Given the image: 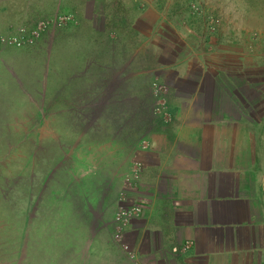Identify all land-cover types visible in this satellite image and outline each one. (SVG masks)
I'll list each match as a JSON object with an SVG mask.
<instances>
[{
    "label": "crops",
    "instance_id": "1",
    "mask_svg": "<svg viewBox=\"0 0 264 264\" xmlns=\"http://www.w3.org/2000/svg\"><path fill=\"white\" fill-rule=\"evenodd\" d=\"M177 3L0 0V38L16 37L22 27H43L34 45L0 47V121L5 122L1 118L3 106L11 103V92L17 93L19 105H31L33 92L39 91L33 83L39 85L40 81L29 77L39 70H52L41 90H51L55 106L65 107L75 103V94L81 90L78 81L87 76V70H107L106 60L120 65L125 59L133 66L141 48L148 49L153 66L158 64L172 76L159 115L154 113L149 129L138 134L137 147H133L142 164L137 184L140 193L135 195L140 216L124 229L127 241L138 251L143 264H264V70H249L245 58L229 62L228 67L213 61L209 68L200 53L179 54L183 36L177 39L166 33L173 22L172 18L166 20V14L177 9ZM197 5L201 11H216L214 5L218 6L208 0H197ZM124 12L125 22L121 20ZM120 26H126L132 34H122ZM177 26L175 22V31ZM110 31L115 34L110 35ZM166 54L169 61H159ZM95 57L98 61L93 60ZM192 59H197L199 70H190ZM12 70L21 74L30 70L32 88L13 79ZM102 95L98 91L92 98ZM41 98L45 100L46 96ZM66 111L60 108L47 118L61 122L65 115H72V111ZM73 131L71 128L69 132ZM114 140L107 137L98 148L86 147L83 157L75 158L76 166L81 165L82 158L85 161L92 189L84 198L86 208L101 196L102 176L107 173L99 161L95 163L89 157L94 158L95 151L104 157L105 150L108 157ZM129 167L130 160L123 162L122 174ZM122 174L105 195L104 208L111 215L117 207ZM73 251L82 256L77 246ZM83 251L82 264H131L111 242L104 226L90 234Z\"/></svg>",
    "mask_w": 264,
    "mask_h": 264
},
{
    "label": "rangeland",
    "instance_id": "2",
    "mask_svg": "<svg viewBox=\"0 0 264 264\" xmlns=\"http://www.w3.org/2000/svg\"><path fill=\"white\" fill-rule=\"evenodd\" d=\"M208 2L218 5H214L216 11H201L197 0H178L177 9L167 12L166 20H173L166 30L167 35L177 39L183 36L179 54L200 53L208 60L209 68L213 61L223 62L228 67L229 62H242L245 58L251 66L249 70H264V5H261L264 0ZM126 18L125 12L121 14L123 22ZM175 22L178 23L177 31L173 28ZM119 32L132 34L126 26H120ZM228 46H231L230 53ZM218 54L221 56L216 57ZM136 57L133 66L125 59L120 65L106 60L107 70L97 67L87 70L85 78L78 77L77 88L81 90L75 94V103L65 107L55 106L51 90H41L52 70H39L40 73L33 77H29L30 70H22V74L20 70H12L13 79L17 78L28 89L32 88L28 77L40 83H33L39 91L33 92L31 105H19L17 93L11 92V103L7 101L3 106L5 112L1 118L5 122L0 121V264H82L83 248L90 234L104 226L111 239L118 228L114 219L116 212L120 207L130 206L129 201L137 200L135 195L140 192L135 182H139L141 173L136 178L139 173L136 166L141 158L133 153V147H137L138 134L149 129V120L155 116L154 107L167 95L162 89L167 90L172 74L158 64L153 66L154 59L148 49L141 48ZM169 59L166 54L159 61L168 62ZM93 60L98 61V58ZM188 65L190 70L200 68L197 59H192ZM159 77H163L164 82ZM236 81L241 82L239 78ZM131 89L138 92H130ZM98 91L103 95L93 99ZM246 92L255 98V94ZM64 94L68 95V91ZM42 95L46 96L45 100ZM56 95L60 96V91ZM60 108L72 111V115H65L61 122L47 118ZM71 128L76 131L69 132ZM107 137L115 139L109 156L105 150L104 157L96 155L98 151L94 158L89 157L95 163L99 161V166L107 173L102 176L105 179L100 185L101 196L86 208L84 198L92 189L83 165L85 161L82 158L81 165L76 166L75 158L83 157L86 147L98 148ZM140 144L144 147L143 142ZM76 146L79 151L75 152ZM128 160L130 167L122 174V163ZM121 174L122 187L111 215L104 208L105 195ZM123 237L137 251L127 241L126 234ZM76 246L81 250V257L72 252ZM57 251L59 254L55 255Z\"/></svg>",
    "mask_w": 264,
    "mask_h": 264
},
{
    "label": "built area",
    "instance_id": "3",
    "mask_svg": "<svg viewBox=\"0 0 264 264\" xmlns=\"http://www.w3.org/2000/svg\"><path fill=\"white\" fill-rule=\"evenodd\" d=\"M43 27L31 29V28H25L22 27L18 30V34L16 37H13L11 39H6L5 37L0 38V45L3 44H12L15 47H23V46H31L34 45L36 40L40 37L42 34ZM163 92L167 91L166 88L162 89ZM164 101L160 100V102L156 103V106L154 107V113L158 112L160 113L161 105ZM138 167V175L136 174V178L141 173V163H137ZM140 179V178H139ZM135 184L137 185L138 182ZM124 201V197H122ZM130 206L126 207H120L118 211L116 212L115 221L118 225L117 230L112 234V241L114 244H116L127 256V259L131 264H142L141 259L139 258V253L137 251H134L130 245L126 242L125 238L123 237L124 229L125 227L133 220L134 218L140 216V210H139V204L136 199H133V201H129Z\"/></svg>",
    "mask_w": 264,
    "mask_h": 264
}]
</instances>
